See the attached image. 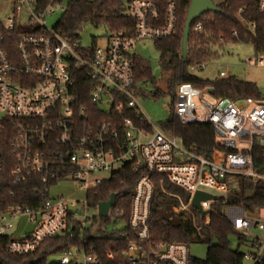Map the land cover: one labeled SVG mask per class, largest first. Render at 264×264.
Here are the masks:
<instances>
[{
    "label": "built area",
    "instance_id": "1",
    "mask_svg": "<svg viewBox=\"0 0 264 264\" xmlns=\"http://www.w3.org/2000/svg\"><path fill=\"white\" fill-rule=\"evenodd\" d=\"M59 1L0 0V8L8 13L0 16V132L7 135L14 156L13 182L27 183L31 189L21 196L24 203L0 211V236H7V252L32 254L49 239L79 236L83 246L65 249L61 264H197L188 242L153 239L156 188L166 181L190 194L174 210L188 216L196 235L195 230L201 232L192 205L197 191L216 196L201 201L210 211L215 202L228 203L241 192V177L264 181V169L254 162L256 147L264 157V95L237 101L215 96L211 87L177 85L175 115L185 124H212L217 143L225 146L207 157L188 147L181 135L156 127L139 103L132 48L142 38L176 33V3L163 9L155 0H130L134 35L122 31L105 36V44L76 48L74 41L46 23V13ZM255 1L264 12V0ZM262 55L256 58L258 65H264ZM80 75L88 78L84 84L78 81ZM229 75L228 66L220 71V77ZM80 91H88L87 101H82ZM126 165L138 174L126 218L132 233L122 251L100 254L96 246L87 245L86 231L98 235L101 220L121 221L124 209L116 205V196L107 215L101 216V204L95 206L90 196ZM4 169L0 150V179ZM63 180H74L86 190L85 198L53 196L52 187ZM227 215L257 249L244 259L264 264V206L248 213L228 205ZM206 216L208 223L209 213ZM23 217L32 228L16 237L12 222Z\"/></svg>",
    "mask_w": 264,
    "mask_h": 264
},
{
    "label": "trees",
    "instance_id": "2",
    "mask_svg": "<svg viewBox=\"0 0 264 264\" xmlns=\"http://www.w3.org/2000/svg\"><path fill=\"white\" fill-rule=\"evenodd\" d=\"M130 0H72L66 7L61 20L56 28L62 35L76 40L85 24L96 27L103 26L107 34L125 32L132 36L135 33V19L128 12ZM163 9L174 1L177 7V31L174 35L156 38V44L160 49V63L162 69L168 72V91L174 96L176 103V87L182 82H192L199 88H214V95L229 97L233 100H241L247 97L260 98L264 94L253 82L238 78L235 75L219 77L214 80L201 78L192 71V66L198 67L206 64V59L211 56L212 46L218 42L221 45L231 41L250 43L259 54H264V12H261L255 0H221L218 5L219 11L207 12L194 21L189 43L188 54L183 58L182 39L186 25L189 5L191 0H155ZM201 23L202 28H196ZM236 31L237 34L233 32ZM149 62L143 57L135 55V76L139 88L147 84L152 78ZM88 78L80 75L78 81L84 84ZM165 93L161 88H156L152 94L159 96ZM82 101L88 99V91H80ZM164 129L169 134H178L183 137L188 147L194 146L198 152L207 157L215 148L225 149L216 140L214 126L208 123H183L176 115L175 109L170 118L164 123ZM0 150H2L5 169L0 179V211L8 206L24 203L21 196L25 190L29 193L31 189L27 183H15L11 176L14 164V156L7 141V135L0 132ZM232 150V149H231ZM254 162L260 169H264V157L262 150L258 147L254 150ZM138 174L129 165L124 170L114 173L98 188L91 193L90 199L99 205L102 201L110 198L112 193L117 194L116 205L124 209L121 221L101 220V227L93 236L91 230L86 231L88 246L94 245L97 252L103 254L107 249H119L122 251L128 245V236L131 230L127 226L126 218L130 212L132 191ZM10 190L15 191V196L10 195ZM190 194L186 190L172 185L169 182L158 185L152 207L151 232L157 241H183L190 245L203 240L208 236V255L206 259H194L197 264H244V252L232 247L231 236L236 234L243 241L245 235L240 233L232 225L228 215L227 206L237 205L252 213L256 208L264 206V181H254L249 177H241V192L232 197L228 203L217 201L209 211V222L207 216H202L194 209L197 215L198 226L201 232L190 226L188 216L178 213L174 207L183 201H188ZM123 224L120 226L119 224ZM106 225V227H104ZM107 225H112L107 228ZM7 236H0V253L4 260L1 264H61L59 261H50L53 253H61L70 246L81 248L82 242L79 236L75 238L55 237L43 243L36 252L26 255H15L7 252Z\"/></svg>",
    "mask_w": 264,
    "mask_h": 264
},
{
    "label": "rangeland",
    "instance_id": "3",
    "mask_svg": "<svg viewBox=\"0 0 264 264\" xmlns=\"http://www.w3.org/2000/svg\"><path fill=\"white\" fill-rule=\"evenodd\" d=\"M72 0H61L59 3L52 6V10L46 13V23L49 27L56 26L61 20L63 13ZM219 3L221 0H214ZM0 16L6 18L8 13L0 8ZM107 34L103 26L96 27L92 24H85L81 31L80 36L75 42V47H91L96 42L105 44ZM218 42L212 46L211 56L205 60L207 62L203 67L198 66L192 69L194 73L204 79L214 80L220 77V71L229 67L230 75H235L240 79L253 82L257 85L258 89L264 94V65H258L256 58L261 57L257 53L254 46L250 43L231 41L224 43ZM132 51L138 57H143L150 64L152 78L148 80L147 84H142V90L138 94L139 103L144 113L147 115L152 123L161 129H164V123L170 118L175 109L174 96L168 91V72L162 69L160 63V49L156 44L154 38H142L132 48ZM251 59V60H250ZM161 88L165 93L154 96L152 92L156 88ZM206 99H211L209 95L205 96ZM197 102L199 99L196 98ZM165 130V129H164ZM51 194L53 196L63 195L68 198L83 199L86 196V190L81 189L74 180H63L58 182L57 185L52 187ZM219 194V193H218ZM222 197V194H219ZM193 208V207H192ZM13 233L16 237L21 236L23 233L28 232L32 228V223L27 217H23L13 222ZM122 226L123 224H119ZM99 223L95 224L98 227ZM110 228L112 225H107ZM106 227V225H104ZM255 234L261 235L257 230ZM195 235V234H194ZM208 239H197V242L190 244V250L193 258L206 259L208 255L209 243ZM251 241V240H250ZM250 241L242 240L236 234L231 236V244L233 248H237L244 252L246 255L257 252ZM61 253H53L50 255V261H59ZM253 259L245 258L244 264H254Z\"/></svg>",
    "mask_w": 264,
    "mask_h": 264
},
{
    "label": "water",
    "instance_id": "4",
    "mask_svg": "<svg viewBox=\"0 0 264 264\" xmlns=\"http://www.w3.org/2000/svg\"><path fill=\"white\" fill-rule=\"evenodd\" d=\"M219 10L220 7L218 3H216L214 0H191L188 9V15L184 29L183 39H182L183 58H186L187 55H189L188 43H189L191 28L194 21L207 12H216ZM210 92L214 93V89L210 88ZM116 196H117L116 193H112L108 200L102 201L100 203L101 205H99V214L101 216L107 215L109 208L114 204ZM208 199H216V196L214 194L201 190L197 191L192 199L193 207H195L203 217L206 216L209 213V211L206 208L204 209V207L201 204V201ZM3 260L4 258L0 253V264L3 263Z\"/></svg>",
    "mask_w": 264,
    "mask_h": 264
},
{
    "label": "crops",
    "instance_id": "5",
    "mask_svg": "<svg viewBox=\"0 0 264 264\" xmlns=\"http://www.w3.org/2000/svg\"><path fill=\"white\" fill-rule=\"evenodd\" d=\"M213 88V87H211ZM214 89V88H213ZM213 94V93H212ZM236 194L232 195V197H234ZM228 207V206H227ZM204 239H208V236L205 235Z\"/></svg>",
    "mask_w": 264,
    "mask_h": 264
}]
</instances>
